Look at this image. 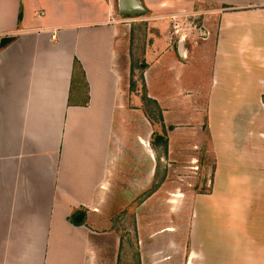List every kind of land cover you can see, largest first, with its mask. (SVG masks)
<instances>
[{"label": "crops", "instance_id": "0c3cea01", "mask_svg": "<svg viewBox=\"0 0 264 264\" xmlns=\"http://www.w3.org/2000/svg\"><path fill=\"white\" fill-rule=\"evenodd\" d=\"M121 1L0 0V264H130L117 230L129 211L109 212L128 206L141 246L153 215L137 198L162 158L153 127L173 119L199 120L198 165L213 161L209 189L184 202V264H264V0H138V15ZM200 3L212 33L192 51L173 47L169 19L141 24ZM165 232L176 246L178 224L149 238Z\"/></svg>", "mask_w": 264, "mask_h": 264}, {"label": "rangeland", "instance_id": "374dc122", "mask_svg": "<svg viewBox=\"0 0 264 264\" xmlns=\"http://www.w3.org/2000/svg\"><path fill=\"white\" fill-rule=\"evenodd\" d=\"M148 3H152L155 5V3L151 1H147ZM154 7V6H153ZM212 4L209 3H200L196 8H193V10H188L189 12L186 14H179V12H175L173 10L166 12L165 15L168 16V18H159L156 16L155 20H142L145 21V24L150 23L151 21H155V23H159V21L162 20H170L169 22V32L171 34V41L173 47L177 45V42L180 41V36H185L186 41L184 42L185 46L189 47V50H194V45H200L202 39L199 37L198 30L199 28L205 29L207 27V22L205 18H207V15L210 14L201 15L196 14L198 11H205L212 8ZM177 15L182 18L180 22L174 21L173 16ZM164 15V14H163ZM145 16V15H143ZM149 18H154V15H151L150 13L147 15ZM142 16H140L141 18ZM163 17V16H162ZM144 18V17H143ZM145 19V18H144ZM215 21V19H214ZM139 23V22H137ZM153 23V22H152ZM215 23V22H214ZM213 23V24H214ZM140 24V25H141ZM144 24V25H145ZM175 25H179L177 28H175ZM147 26V25H146ZM154 27V26H153ZM178 31V32H177ZM211 31V29H210ZM212 33V32H211ZM146 37L148 35H151L150 29L147 28V32L145 33ZM198 43V44H197ZM198 45V46H199ZM212 50V49H211ZM207 51L209 54V58L213 56V51ZM213 58V57H212ZM209 67L211 63V58L208 59ZM205 63L204 67L206 68ZM207 81V80H206ZM135 90H138V94L141 98L146 100L147 107L151 109V113L156 118H160L163 115V109L160 107V105L149 99L147 97L146 91H143L142 87H136ZM200 93V92H199ZM195 108L194 113H197V108L201 111L200 116H204V110L201 108H206V98L204 96L195 95ZM180 115V114H179ZM204 119V117H203ZM183 121L184 120H174L173 122H169L166 124L162 122V125H155L153 127V135H152V144H157L158 148L161 152V159L157 160V166L158 169L156 171V175L154 179L152 180V184L146 186V190L139 195V198L137 200L140 201H149L148 206L145 210L146 215L148 218V215H153V220L150 225L149 219L146 221V225H144L145 229H142V242L140 246L139 237H138V228L137 224L135 223V216L134 213L129 210L128 206H126V210H118V212L114 211L109 212V216L113 218L115 214L119 215L118 220L120 219V215L122 213H125V215H128L129 211V217H126V221L124 223H119L117 226L118 232L121 234V238L123 240L124 244L129 243L127 247L128 251V263H139L142 262L143 254L145 257H147V262L145 264H150V257L149 255L157 253V258H165V257H172V260H168V262H163V264H170L174 260L177 262V264H184V245H185V236H184V227H185V210L183 207H185L184 202L186 201V196L191 191L192 194H197L199 192H202L204 190H208L209 186L211 184V179L213 178V161L210 154H207V168L205 170L200 168V170H194L191 168L192 165H195L191 162L192 158L195 156L196 159H200L199 157L202 155L203 150L209 151L208 146V139L206 134V129L203 128L200 129L196 127L199 124V120L194 121V125L191 126L190 129L182 130L183 127ZM201 123V121H200ZM173 124V128L178 127L179 131L178 133H175L173 129L171 128V125ZM202 124V123H201ZM190 130V134L188 131ZM200 132L202 139L196 140L195 137L196 133ZM186 135H189L190 137H193V140H190ZM162 136V139L158 143H156V138ZM206 149V150H205ZM166 154L163 156L164 153ZM209 153V152H208ZM199 164V162H198ZM207 181V185L205 184ZM190 193V194H191ZM181 194L182 197H178L177 195ZM176 204H174L172 201L176 200ZM176 205V209L173 208ZM181 207V208H180ZM173 208V209H172ZM121 209V208H119ZM174 224H178V232L182 233L180 236H177V245L174 246L173 240H171V237L169 232L165 233H159L156 237H153V239L149 238L150 234L154 232H160L167 227H171ZM145 233V234H144ZM144 259V258H143ZM152 263V260H151ZM173 264V263H172Z\"/></svg>", "mask_w": 264, "mask_h": 264}, {"label": "water", "instance_id": "95a60500", "mask_svg": "<svg viewBox=\"0 0 264 264\" xmlns=\"http://www.w3.org/2000/svg\"><path fill=\"white\" fill-rule=\"evenodd\" d=\"M121 7H122V14L124 15H138L146 12L145 7L141 5L138 0L137 1L134 0L131 2H129L128 0H122ZM12 40H13L12 37L3 38L1 42V46L8 44Z\"/></svg>", "mask_w": 264, "mask_h": 264}, {"label": "built area", "instance_id": "2783aa9c", "mask_svg": "<svg viewBox=\"0 0 264 264\" xmlns=\"http://www.w3.org/2000/svg\"><path fill=\"white\" fill-rule=\"evenodd\" d=\"M199 14L202 15V13H199ZM173 18H174V21H177V22H180L182 20V18L180 16H177V15H174ZM139 20H140L139 17L133 16V17H130V18L129 17L122 18V19H120V22L131 23V22H135V21H139ZM178 26L179 25H175L174 27L177 28ZM198 33H199V37L202 40H205V39H207V38H209L211 36V31L207 27L205 29L199 28ZM180 38L184 39L185 36L184 35L182 37L180 36ZM198 162H199V159L193 161V163L195 164V165L192 166L193 170H194V168L196 170H200Z\"/></svg>", "mask_w": 264, "mask_h": 264}, {"label": "bare ground", "instance_id": "6f19581e", "mask_svg": "<svg viewBox=\"0 0 264 264\" xmlns=\"http://www.w3.org/2000/svg\"><path fill=\"white\" fill-rule=\"evenodd\" d=\"M178 197H182V195L181 194H179V195H177Z\"/></svg>", "mask_w": 264, "mask_h": 264}, {"label": "trees", "instance_id": "16d2710c", "mask_svg": "<svg viewBox=\"0 0 264 264\" xmlns=\"http://www.w3.org/2000/svg\"><path fill=\"white\" fill-rule=\"evenodd\" d=\"M201 162L203 163L202 159H201Z\"/></svg>", "mask_w": 264, "mask_h": 264}]
</instances>
